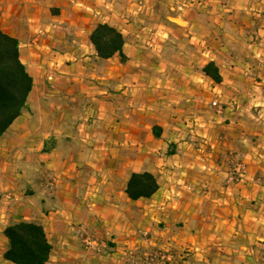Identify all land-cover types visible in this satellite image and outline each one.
<instances>
[{
  "label": "crops",
  "instance_id": "crops-1",
  "mask_svg": "<svg viewBox=\"0 0 264 264\" xmlns=\"http://www.w3.org/2000/svg\"><path fill=\"white\" fill-rule=\"evenodd\" d=\"M191 1L0 0L32 77L0 135V264L21 220L43 226L46 264L264 261V0ZM98 22L121 31L125 62L96 55ZM140 171L158 189L131 200Z\"/></svg>",
  "mask_w": 264,
  "mask_h": 264
},
{
  "label": "trees",
  "instance_id": "trees-1",
  "mask_svg": "<svg viewBox=\"0 0 264 264\" xmlns=\"http://www.w3.org/2000/svg\"><path fill=\"white\" fill-rule=\"evenodd\" d=\"M96 55L108 59L117 55L121 62L127 60L123 52L124 36L121 31L107 23L98 22L88 34ZM214 82L221 81L218 67L213 61L201 68ZM32 88V77L19 59L18 40L0 29V135L20 115L26 106ZM152 126L155 137L160 135ZM173 153L172 150L168 152ZM158 189L157 178L149 171L132 172L125 186L131 200L149 198ZM7 246L2 257L14 264H46L50 258L51 244L43 226L34 221L21 220L9 223L3 230Z\"/></svg>",
  "mask_w": 264,
  "mask_h": 264
},
{
  "label": "rangeland",
  "instance_id": "rangeland-1",
  "mask_svg": "<svg viewBox=\"0 0 264 264\" xmlns=\"http://www.w3.org/2000/svg\"><path fill=\"white\" fill-rule=\"evenodd\" d=\"M191 2H193V0L191 1ZM214 100H216V99H214ZM227 163H228V165H229V167H230V178L232 179V180H234V181H239L240 179H242L243 178V175H244V171H245V165H244V163L243 162H241V161H238V160H229V161H227ZM238 164H242L243 165V172H241V174H239L238 172H236V170L234 169ZM53 177H47V186H46V188H47V190L48 191H52V189L54 188V185L53 186H51L49 183H51V182H53V183H55V180L54 179H52ZM236 179H238V180H236ZM260 236H262V235H260ZM184 253H187L185 250H179L178 252H177V255L178 256H182V254H184ZM258 253V255L259 256H262V250H260L259 252H257ZM153 255V254H152ZM152 255H149L148 256V259L150 260V258L151 257H154V256H152ZM187 257L188 256H184L181 260H187ZM178 260L179 261H177V264H180L181 262V260L179 259V257H178ZM263 261V260H262ZM255 264H264V261L261 263H255Z\"/></svg>",
  "mask_w": 264,
  "mask_h": 264
},
{
  "label": "built area",
  "instance_id": "built-area-1",
  "mask_svg": "<svg viewBox=\"0 0 264 264\" xmlns=\"http://www.w3.org/2000/svg\"><path fill=\"white\" fill-rule=\"evenodd\" d=\"M37 41V40H36ZM213 106H218V102L216 100H213L212 103H211ZM243 165L242 164H238L234 169L236 170V172H238L239 174H241V172H243ZM51 186L54 185L53 182L49 183ZM1 192H0V199H1ZM76 234L79 235V236H82L83 240L84 241H88V237L87 236H84L82 234V231L77 229L76 230ZM162 259H163V255H160L159 254V257H151L150 260H154L156 262V264H161L162 263ZM149 260V261H150ZM149 264V262L147 263Z\"/></svg>",
  "mask_w": 264,
  "mask_h": 264
}]
</instances>
